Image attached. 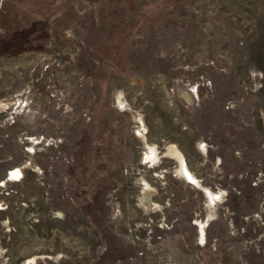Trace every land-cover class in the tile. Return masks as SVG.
<instances>
[{
    "label": "rangeland",
    "instance_id": "1",
    "mask_svg": "<svg viewBox=\"0 0 264 264\" xmlns=\"http://www.w3.org/2000/svg\"><path fill=\"white\" fill-rule=\"evenodd\" d=\"M0 264H264V0H0Z\"/></svg>",
    "mask_w": 264,
    "mask_h": 264
},
{
    "label": "bare ground",
    "instance_id": "2",
    "mask_svg": "<svg viewBox=\"0 0 264 264\" xmlns=\"http://www.w3.org/2000/svg\"><path fill=\"white\" fill-rule=\"evenodd\" d=\"M164 100V99H163ZM161 131V130H160ZM163 131V130H162ZM185 135V134H184ZM175 142V141H174ZM169 153L174 155L175 158L177 159V162H178V166H179V170L178 172L181 173V174H184L190 181L194 180V178L188 173L187 171V164H186V161H185V158L184 156L182 155V153L174 146V145H170L169 146V149H168ZM159 158H162V157H158V155L156 154V148L154 146L152 147H147V151L144 152L143 154V162H149V163H155L156 160H158ZM147 165V164H146ZM142 171V170H141ZM18 174H20V171L19 170H16V171H13L10 173V176H17ZM126 177V176H125ZM130 179V178H129ZM145 185V189H144V199L148 200V196L150 194V191H149V186L147 184H144ZM126 191V190H125ZM142 193V192H141ZM209 196H212V193H209ZM132 195V194H131ZM148 197V198H147ZM219 198V196L217 195H213V198ZM152 202V201H151ZM146 203V202H145ZM144 203V204H145ZM214 204V201L212 202ZM152 204V203H151ZM200 232H202V227L200 226Z\"/></svg>",
    "mask_w": 264,
    "mask_h": 264
}]
</instances>
